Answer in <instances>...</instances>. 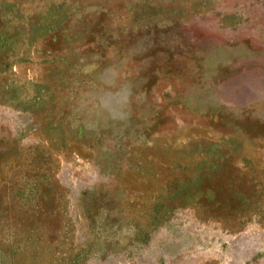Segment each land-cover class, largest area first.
Masks as SVG:
<instances>
[{"label": "rangeland", "instance_id": "374dc122", "mask_svg": "<svg viewBox=\"0 0 264 264\" xmlns=\"http://www.w3.org/2000/svg\"><path fill=\"white\" fill-rule=\"evenodd\" d=\"M0 264H264V0H0Z\"/></svg>", "mask_w": 264, "mask_h": 264}]
</instances>
